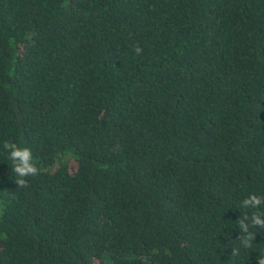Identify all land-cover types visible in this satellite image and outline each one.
Listing matches in <instances>:
<instances>
[{
	"label": "trees",
	"instance_id": "1",
	"mask_svg": "<svg viewBox=\"0 0 264 264\" xmlns=\"http://www.w3.org/2000/svg\"><path fill=\"white\" fill-rule=\"evenodd\" d=\"M254 212L264 0H0V264H259Z\"/></svg>",
	"mask_w": 264,
	"mask_h": 264
},
{
	"label": "clouds",
	"instance_id": "2",
	"mask_svg": "<svg viewBox=\"0 0 264 264\" xmlns=\"http://www.w3.org/2000/svg\"><path fill=\"white\" fill-rule=\"evenodd\" d=\"M137 55L141 54L142 49L137 46L134 49ZM4 148L9 153V159L12 161V170L15 172L17 178L16 183L19 187H27V181L24 177L38 174V168L33 163L31 150L28 148H21L15 143L5 142ZM262 203L261 198L255 195H251L249 198L245 199L244 205L251 206L253 209L258 208ZM247 221V222H246ZM238 226L244 235H241L239 241L244 249L251 248L253 242L256 239L257 233L252 231L257 227L264 228V219L261 218L259 212H254L249 219L247 215L240 220H238ZM238 249L234 248L232 254H238ZM259 264H264V256L258 257Z\"/></svg>",
	"mask_w": 264,
	"mask_h": 264
}]
</instances>
